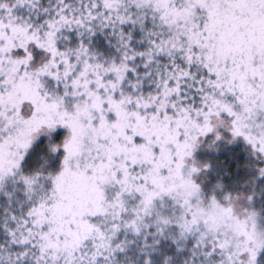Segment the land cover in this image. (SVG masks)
<instances>
[{
	"label": "snow or ice",
	"instance_id": "snow-or-ice-1",
	"mask_svg": "<svg viewBox=\"0 0 264 264\" xmlns=\"http://www.w3.org/2000/svg\"><path fill=\"white\" fill-rule=\"evenodd\" d=\"M261 179L264 0H0V264H264Z\"/></svg>",
	"mask_w": 264,
	"mask_h": 264
},
{
	"label": "trees",
	"instance_id": "trees-1",
	"mask_svg": "<svg viewBox=\"0 0 264 264\" xmlns=\"http://www.w3.org/2000/svg\"><path fill=\"white\" fill-rule=\"evenodd\" d=\"M220 151H208L205 148H202L198 153L197 157L201 160H211L214 166L218 168H223V165L220 164L221 161L224 164L230 165L232 171L231 176L225 177V183L229 187H243L250 175V172L247 171L248 168L244 167V163L249 160L247 146L243 142H237L236 144H221ZM39 150V148L37 149ZM249 175V176H248ZM262 185H264V180ZM205 188L209 190V183L205 184ZM261 190V189H260ZM260 199L257 201V205H260Z\"/></svg>",
	"mask_w": 264,
	"mask_h": 264
},
{
	"label": "rangeland",
	"instance_id": "rangeland-1",
	"mask_svg": "<svg viewBox=\"0 0 264 264\" xmlns=\"http://www.w3.org/2000/svg\"><path fill=\"white\" fill-rule=\"evenodd\" d=\"M247 171H249V172H250V175H251V177L248 175L249 177H248L247 181H250L251 178H252L253 176L256 175V173H255L254 171L250 170L249 168L247 169ZM263 180H264V179H261V180H258V181H257L256 186H255L257 191H260V189H261V185H262V183H263ZM210 187H211V184L209 183V189H210ZM251 187H252L251 184H249V185H247V187L245 188V190H250ZM235 188L239 189V187H235ZM205 189H206V188H205ZM206 190H207V189H206ZM257 201H258V200H257Z\"/></svg>",
	"mask_w": 264,
	"mask_h": 264
}]
</instances>
